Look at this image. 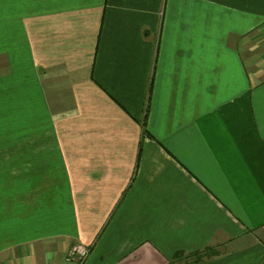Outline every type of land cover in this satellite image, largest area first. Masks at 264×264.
<instances>
[{"label": "crops", "instance_id": "obj_1", "mask_svg": "<svg viewBox=\"0 0 264 264\" xmlns=\"http://www.w3.org/2000/svg\"><path fill=\"white\" fill-rule=\"evenodd\" d=\"M79 243L264 264V0H0V264Z\"/></svg>", "mask_w": 264, "mask_h": 264}, {"label": "built area", "instance_id": "obj_2", "mask_svg": "<svg viewBox=\"0 0 264 264\" xmlns=\"http://www.w3.org/2000/svg\"><path fill=\"white\" fill-rule=\"evenodd\" d=\"M88 256V249L81 244H74L67 253L69 264H83Z\"/></svg>", "mask_w": 264, "mask_h": 264}, {"label": "trees", "instance_id": "obj_3", "mask_svg": "<svg viewBox=\"0 0 264 264\" xmlns=\"http://www.w3.org/2000/svg\"><path fill=\"white\" fill-rule=\"evenodd\" d=\"M143 134H147V131L144 129L143 130ZM184 255L183 252H177L173 259H178V258H182V256ZM217 255V251L215 249H205L204 251H197L195 253H191L189 255H185L186 259L191 258L192 260L189 261V263L194 264V263H198L200 261H202L205 258H210L211 256Z\"/></svg>", "mask_w": 264, "mask_h": 264}, {"label": "rangeland", "instance_id": "obj_4", "mask_svg": "<svg viewBox=\"0 0 264 264\" xmlns=\"http://www.w3.org/2000/svg\"><path fill=\"white\" fill-rule=\"evenodd\" d=\"M1 61H3V60H1ZM19 143H20V145H22L23 144V140L21 139V140H19L18 141ZM80 244V243H79ZM82 245V244H81ZM84 246V245H83ZM86 247V246H85ZM87 248V247H86ZM88 249V248H87ZM88 255H89V249H88ZM85 263V262H84Z\"/></svg>", "mask_w": 264, "mask_h": 264}]
</instances>
